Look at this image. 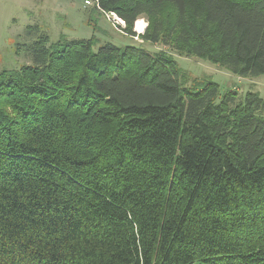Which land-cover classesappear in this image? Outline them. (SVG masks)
Instances as JSON below:
<instances>
[{
  "label": "trees",
  "instance_id": "1",
  "mask_svg": "<svg viewBox=\"0 0 264 264\" xmlns=\"http://www.w3.org/2000/svg\"><path fill=\"white\" fill-rule=\"evenodd\" d=\"M97 3L130 38L144 17L143 43L264 75V0ZM28 52L0 71V264H264L257 91L95 36Z\"/></svg>",
  "mask_w": 264,
  "mask_h": 264
},
{
  "label": "rangeland",
  "instance_id": "2",
  "mask_svg": "<svg viewBox=\"0 0 264 264\" xmlns=\"http://www.w3.org/2000/svg\"><path fill=\"white\" fill-rule=\"evenodd\" d=\"M91 7L82 0H0V71L30 64L28 47L40 34L48 35L51 42L61 36L68 40L95 36L100 43L110 42L118 47L138 45L150 53L167 51L193 76H210L221 92L229 91L242 99L247 91H257L264 99V75L241 78L202 59L179 55L167 46L143 43L138 36L147 25L144 17L134 23L133 31L137 37L130 38L113 24L109 13L95 7L97 12L91 14ZM33 26L36 31L30 30Z\"/></svg>",
  "mask_w": 264,
  "mask_h": 264
},
{
  "label": "built area",
  "instance_id": "3",
  "mask_svg": "<svg viewBox=\"0 0 264 264\" xmlns=\"http://www.w3.org/2000/svg\"><path fill=\"white\" fill-rule=\"evenodd\" d=\"M82 2L87 5V6H93V7H96L98 8V3H97V0H82ZM109 15L112 17V20H113V24L117 25L120 30H122V27L124 26V23L123 21L117 17V15L113 12H108ZM120 23V24H119ZM137 35V34H136Z\"/></svg>",
  "mask_w": 264,
  "mask_h": 264
},
{
  "label": "bare ground",
  "instance_id": "4",
  "mask_svg": "<svg viewBox=\"0 0 264 264\" xmlns=\"http://www.w3.org/2000/svg\"><path fill=\"white\" fill-rule=\"evenodd\" d=\"M137 28L139 29V26H137Z\"/></svg>",
  "mask_w": 264,
  "mask_h": 264
}]
</instances>
